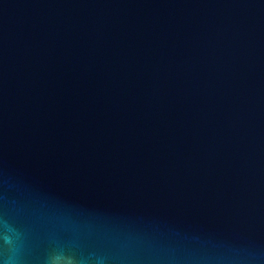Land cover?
Listing matches in <instances>:
<instances>
[{
    "label": "water",
    "instance_id": "water-1",
    "mask_svg": "<svg viewBox=\"0 0 264 264\" xmlns=\"http://www.w3.org/2000/svg\"><path fill=\"white\" fill-rule=\"evenodd\" d=\"M0 264H264V0H0Z\"/></svg>",
    "mask_w": 264,
    "mask_h": 264
}]
</instances>
